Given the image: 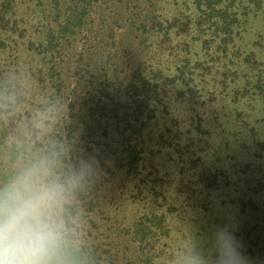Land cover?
Instances as JSON below:
<instances>
[{
	"label": "trees",
	"instance_id": "16d2710c",
	"mask_svg": "<svg viewBox=\"0 0 264 264\" xmlns=\"http://www.w3.org/2000/svg\"><path fill=\"white\" fill-rule=\"evenodd\" d=\"M22 1L25 0H3L0 4V55L6 61L0 68L16 63L14 74H20L19 79L28 76L39 84L46 82L51 90L57 81V90L48 97L63 96L67 80L60 76L61 71L56 72L59 60L60 64L63 62L58 58L68 51L75 77V98L70 107L77 109L72 113L77 119L64 128V141L69 145L79 136L88 137L98 127L93 119L108 117L121 130L120 135L114 140L95 142V151L102 154L105 144L117 140L123 146L118 155L128 160L127 165L148 166L154 176L167 168L157 162L154 156L158 155L151 146L163 145L159 152H164L158 157L163 163H177L178 171L172 180L177 181L175 188L183 191V204L175 198L171 206L176 209L183 205L191 211L204 201L203 207L208 210L212 205L210 196L214 199L228 189L226 184L234 178L236 181L237 174L253 169L251 174L258 173L259 168H264L262 162L255 160L243 162L245 155L254 158L258 152L252 154L243 142L234 144L235 136L242 132L250 143L257 145L261 139L256 125L247 129L250 123L238 117L241 128L237 129L235 121L238 114L250 115L246 106L252 103L261 102L258 109L264 112V0H34L35 7L50 11L37 14L43 18L41 28L45 33L40 48L30 38L41 37L31 29L35 16L20 12L11 26L10 19L5 20L8 9L11 17L19 13L17 7ZM121 28L122 38L118 40ZM81 34L83 49L78 51ZM128 37L137 39L134 46L128 43ZM128 46L134 51L129 58L125 53ZM21 56L29 64L23 73L17 65ZM19 92L15 114L0 111V156L14 151L17 146L13 138L20 136L32 114L42 109L40 101L36 103L22 88ZM53 103L52 100L48 105L54 108ZM232 115L231 120L228 116ZM54 137L58 140L59 134ZM175 145L189 149L176 150ZM257 146L263 148L259 143ZM145 149L149 150L146 155ZM145 157L150 164L142 160ZM110 158L101 160L102 165H110ZM261 176L252 179L249 187L262 188ZM249 181L247 177L246 182ZM158 186L160 193L167 189L162 183ZM197 199L203 202L197 203ZM89 203L98 205L100 200L93 198ZM219 207L222 210L228 205L214 203L210 215H216L218 222L209 215L202 217V238L209 236L220 222L230 224L240 234L237 238L254 264H264V244L259 249L251 242L249 245L241 237L246 233V227L238 224L242 217L227 221ZM166 213L157 217L158 223L153 215L134 227L141 243L150 242L155 236L178 241L170 224H160ZM248 214L247 222L254 217L262 223L263 210L249 209ZM258 233L263 242L264 229L258 228ZM184 236L187 238V234ZM173 243L171 240L170 255L178 248ZM141 258L140 253L131 254L128 260L117 263L139 264ZM88 259L89 264H99L97 250L89 252Z\"/></svg>",
	"mask_w": 264,
	"mask_h": 264
},
{
	"label": "rangeland",
	"instance_id": "374dc122",
	"mask_svg": "<svg viewBox=\"0 0 264 264\" xmlns=\"http://www.w3.org/2000/svg\"><path fill=\"white\" fill-rule=\"evenodd\" d=\"M33 1L34 0H25L20 2L22 5L17 7V11H19V13L14 14L13 17H11V14L9 13L10 9H8V14L6 15L5 20L10 19L11 26L14 19L20 16V12H24L25 16H35V19H33L31 23V29L34 33L41 34V37L40 39L35 37L30 38L36 42L35 47H37L40 41H44L45 35L41 28L43 18L41 16H37V14H41V11L43 12V15L50 14V11L47 8L35 7ZM2 2L3 0H0V4ZM29 5L30 8L27 7ZM122 31L123 28L119 30V33ZM83 36L84 34H81L78 37V51L83 49ZM121 38L122 33L118 40ZM134 40L137 39L134 38ZM134 40L133 38L128 37L127 41L134 46ZM38 47L40 48V46ZM126 48L128 51L125 53L129 58L134 54L133 47L128 46ZM41 49H43V46ZM22 54L24 55V53ZM61 54L62 55L60 58H58V60L63 59V62L60 64L59 60V71H57L56 74L61 71L60 76L67 80V82L64 83L63 96L57 94L59 96L48 97L52 90H57V87L59 86L57 81L56 85L53 84L51 90L50 86H45L46 82L42 81L39 84L37 81H31L28 76H25L23 79H19L20 74H14L16 63L10 67L11 69L8 67L0 68V70H4L2 74L0 73V87L7 85L16 93L18 101L20 100V94L18 93H20V88H22L25 92L33 96L36 103L39 101V104L42 103V109L49 108L50 106L48 104L53 100V106L59 112L60 119L46 139L57 140L54 135L59 134V138L57 137L58 140L64 141V128L66 125H68V123L77 119V116L72 114L73 112L77 111V109L70 107V103L75 98V95L72 94L73 89L75 88V77L72 67L73 60L69 58L68 51H63ZM24 58L25 57L21 56L18 62L16 60L18 63L17 65L20 67L22 73L24 72V67L28 68L29 66ZM5 62V60H1L0 55V64ZM55 77L57 78L56 75ZM17 83H19V85H17ZM261 104L262 103L259 102L252 103V105H247L246 109L249 111L250 115L246 113H243L242 115L238 114L235 124H237V129L241 128L240 121L238 120V117H240L241 119H245L250 123V125L246 127L247 129H249L251 125H256L258 132L257 136L261 138L258 143L261 144L263 148L259 149L257 146L258 143L256 145V143L253 141L252 143H250L249 140L246 141V138L242 137L245 135L244 132L241 133V136H235L234 144L238 145L239 143L243 142L247 145V147H245L246 150H251L252 154L255 152L259 153L254 158H251L249 154L245 155L243 157L244 163L250 160H255L257 163L262 162V166H264V112L258 109ZM234 115L228 117L232 120ZM79 119L80 117L78 120ZM96 119L98 120L93 119L95 121L93 124H98V127L90 133L92 135L89 134L90 136L88 135V137L79 136L75 142L70 143V146L79 147L80 143V145L88 153L96 155L100 161L105 157H111L110 165L106 164L104 166L107 172L104 191L93 197L99 198L100 204L95 205L94 203H89V205H86L88 212L89 240V248L87 249V252L89 253L97 250L99 264H110L111 262L113 264L115 262L117 263L118 261L119 263H122V261L128 260V255H137V253H140L142 257L139 260V264H169L170 250L172 249L171 240L174 242V248H176L177 246L180 247L186 244L194 236H199L202 238L201 226L203 225V222L201 219L207 215H209L208 217L211 218L210 210L212 211L214 208V203L217 206L220 204L228 205V208H222V210L221 207H219L221 210L220 214L224 215L223 218H226L225 220L230 221L235 220L237 217H242L238 224L240 226L246 227V233H244L241 237L249 241V245L252 244L254 248L259 249L260 246L264 244V241L262 242L258 237V228L262 227V229H264V214L261 224L257 222V218L254 217L250 222H247V219L249 218L248 215L250 214V212L248 214L249 209L264 211V184L260 189L254 188L253 186L249 187V185H251L252 179L257 180L261 174V178H264L263 167L259 168L260 170L258 173L256 172L251 174L250 172L255 170L253 169L252 171L248 172L250 173L249 175H247L248 173L237 174L238 179L235 181L234 178L233 181L231 180L229 184H226L228 189L221 191L222 194L219 193L218 196H215V201L210 196V199L208 200L212 202V205L208 206V210L207 208L205 209L203 207L205 201L203 205L195 206V209L192 211L187 210L190 207H183V205H179V208L176 207L175 209L174 207L172 208L171 201L174 202V199L176 198L178 204H183V191H181L179 188L176 189L175 186H177V181L172 180L178 171L177 163L170 160H166L168 163H163V159L158 157L162 155L161 152H164V149L159 152L161 146L163 145L153 144L151 146V150L156 153L155 155H158L154 157L157 162H160V166L167 168V170L162 171L161 173H156L154 176L153 174L149 173L150 168L148 166H145V168L134 166L130 167L129 164L127 165L128 160L126 158L121 159L123 155H118L121 149H123V146L117 140L113 142L111 141L112 143L105 144L104 152L102 154H100L101 151H95L97 148L95 142L99 140H106L108 138L114 140L115 138H118V135H120L121 132V130L115 126L112 121L108 120V117L106 118L99 116ZM96 121H98V123H96ZM126 129V127H122V130L126 131ZM129 133L130 132L128 131V134ZM218 140L219 139H216L215 141ZM175 149H181L184 151L188 150L189 147L184 146L182 148L179 145H175ZM91 150H93L94 153H91ZM148 151L149 150L145 149L144 154L146 155V152L148 153ZM142 160H145V164H150L147 162L146 157L142 158ZM207 162H210V160ZM151 169L153 170V168ZM165 172L166 174L164 175ZM247 177L250 178L249 183L246 182ZM160 183H162L163 186L167 188L161 193V188L158 186ZM196 201L197 203L203 202L198 199ZM243 209L246 211L243 212ZM162 212L167 213L165 217H163L160 224H166L167 226L170 224V226L173 227V235L178 238V241L155 236L152 241L141 243L139 236L134 233V227H136L138 224H142L144 221H147L148 217H152L153 215V218L158 223L159 220L157 217H159ZM251 214H253V212ZM215 218L216 215L213 214L211 219L216 221ZM258 220H260L259 217ZM219 225H224V223L220 222ZM184 234H187V238H185ZM235 234L238 237L240 236V234L237 232H235ZM165 242H168L170 246H168ZM97 244H101L102 246H97ZM258 264H261V261Z\"/></svg>",
	"mask_w": 264,
	"mask_h": 264
},
{
	"label": "clouds",
	"instance_id": "9594fccd",
	"mask_svg": "<svg viewBox=\"0 0 264 264\" xmlns=\"http://www.w3.org/2000/svg\"><path fill=\"white\" fill-rule=\"evenodd\" d=\"M17 108L16 93L0 87V111ZM59 119L55 108L37 109L14 151L0 156V264H89L86 205L104 191L107 172L79 142L46 139ZM169 264L254 261L226 223L178 247Z\"/></svg>",
	"mask_w": 264,
	"mask_h": 264
}]
</instances>
